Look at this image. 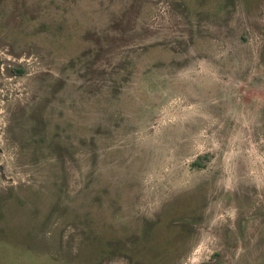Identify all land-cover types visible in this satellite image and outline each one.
<instances>
[{
	"label": "rangeland",
	"instance_id": "rangeland-1",
	"mask_svg": "<svg viewBox=\"0 0 264 264\" xmlns=\"http://www.w3.org/2000/svg\"><path fill=\"white\" fill-rule=\"evenodd\" d=\"M0 264H264V0H0Z\"/></svg>",
	"mask_w": 264,
	"mask_h": 264
}]
</instances>
